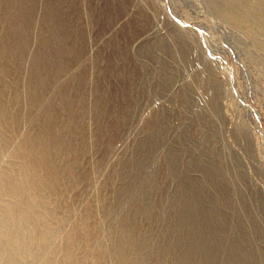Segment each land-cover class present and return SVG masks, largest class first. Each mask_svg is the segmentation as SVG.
<instances>
[{
	"label": "rangeland",
	"instance_id": "1",
	"mask_svg": "<svg viewBox=\"0 0 264 264\" xmlns=\"http://www.w3.org/2000/svg\"><path fill=\"white\" fill-rule=\"evenodd\" d=\"M225 1L0 0L15 131L67 125L71 220L137 264H264V31Z\"/></svg>",
	"mask_w": 264,
	"mask_h": 264
},
{
	"label": "bare ground",
	"instance_id": "2",
	"mask_svg": "<svg viewBox=\"0 0 264 264\" xmlns=\"http://www.w3.org/2000/svg\"><path fill=\"white\" fill-rule=\"evenodd\" d=\"M225 2L235 11L231 16L262 35L264 0ZM19 45L12 44L11 53L4 54L19 55ZM6 62L11 61L6 58ZM6 72L0 70V80ZM10 106L0 100V264H137L142 259L139 252L134 254L137 245L116 237L104 242L103 213L90 212L92 222L88 211L71 220L79 198L70 191L78 188L80 180L73 174V182L67 183L72 173L66 164L59 165L61 158L74 159L73 142L62 136L67 125L56 126L48 116L50 109H44L43 124L32 121L35 127L20 133L14 129L20 117Z\"/></svg>",
	"mask_w": 264,
	"mask_h": 264
}]
</instances>
